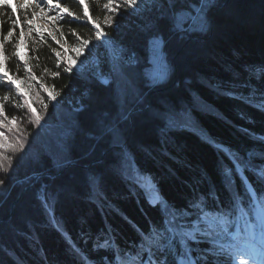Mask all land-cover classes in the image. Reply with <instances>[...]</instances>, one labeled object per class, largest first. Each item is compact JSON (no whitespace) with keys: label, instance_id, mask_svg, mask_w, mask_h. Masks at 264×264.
Returning a JSON list of instances; mask_svg holds the SVG:
<instances>
[{"label":"trees","instance_id":"obj_1","mask_svg":"<svg viewBox=\"0 0 264 264\" xmlns=\"http://www.w3.org/2000/svg\"><path fill=\"white\" fill-rule=\"evenodd\" d=\"M53 1L79 19L57 9L51 31L29 32L26 20L42 0L27 9L12 2L15 13L0 6V264H118L119 253L138 247L147 250L142 260L151 249L158 259L152 241L164 226L193 237L187 228L206 212L227 225L254 217L246 179L264 189L257 183L264 172V0L210 1L208 29H191L189 19L179 32L170 29L172 12L196 13L201 0H138L132 7L112 0L115 13L104 7L109 0H86L106 33L99 39L79 0ZM17 14L22 44L19 27L7 38ZM155 32L166 41L168 72L151 81ZM108 39L122 54L99 58L111 83L62 53L61 43L81 40L101 52ZM144 176L159 194L155 203ZM194 237L197 261L210 245ZM206 264L227 261L217 251Z\"/></svg>","mask_w":264,"mask_h":264},{"label":"snow or ice","instance_id":"obj_2","mask_svg":"<svg viewBox=\"0 0 264 264\" xmlns=\"http://www.w3.org/2000/svg\"><path fill=\"white\" fill-rule=\"evenodd\" d=\"M42 2L46 5L56 7L63 15H71L79 19V17L76 16V13L69 12L67 8L61 7L59 3L53 5V0H42ZM79 3L83 6V18L95 27V36L98 39L101 37H106V33H104L100 24L89 14V7L86 0H79ZM124 3L129 7L138 6V0H124ZM209 4L210 0H201V14L198 17L199 27L201 31H206L210 24V19L206 11ZM0 6L10 7L14 13L16 11V5L12 3V0H0ZM21 7L27 9L29 7H37V5L35 4L34 0H24V3L21 5ZM104 7L113 13L119 10V6L114 5L112 3V0H109V3L105 4ZM41 14H43V10H41ZM36 15V12H32L33 19L26 20V23L29 26V32H31L33 28H35L37 32H42L44 30L39 26L34 25ZM47 18L51 19L50 17ZM105 23L111 24L112 21L111 19H108L105 20ZM187 23L188 17L184 10H174L172 12L170 17L171 30L177 32L183 31ZM17 27L20 28V43L22 44L25 33L18 14L15 15L11 21V27L8 30L7 38L12 37L13 32ZM52 39L55 40L57 44H59V40H57L55 36H52ZM150 42L154 46L153 50L157 53H162L166 47L165 38L159 32H155L152 34ZM89 44V40H83L81 48L88 46ZM19 46L20 45H17V49L19 48ZM0 47H2V45H0ZM75 51L79 52L80 48L75 49ZM55 54L58 58L61 55L59 51H56ZM17 55H19V51H17ZM21 59H23L22 56ZM72 70V67L69 66L68 71L72 72ZM5 75L7 76V73H5ZM9 79L11 78L9 77ZM156 79H159V77H157ZM12 82L15 83V81ZM45 90L47 91V89ZM48 94L51 99L55 100V96H53L51 92H49ZM29 106H31L30 103ZM32 112L35 115V122L39 123L41 117L36 114V110L34 108L32 109ZM2 115L3 111L2 108H0V116ZM2 123L3 121H0V124ZM13 123H15V120H13ZM3 137L4 132L0 131V138ZM0 167H3V165L0 164ZM236 168L237 170H239V165H236ZM259 177L260 178H258L257 183L264 184V172H261L259 174ZM245 179L246 177L241 176L242 181H244ZM3 184L4 181L0 180V185ZM254 191H256L261 197H264V189H255ZM165 210L170 211V209ZM250 221L251 222L245 227L242 233L236 232L235 234H228L229 238L236 242L229 246L230 250H226L223 246L216 249L212 245L211 241H203V243H208L210 245L209 251L205 253V258L195 261V264H206V256H215V253L217 251L220 252L221 256L227 261V264H264V208H261L260 212L257 215L251 217ZM174 229V224H172V227L164 226L160 229V231L164 234L161 236L160 241L156 245H154L156 253L159 254L158 259H156L155 257L150 258L149 260L145 261V264H153V259H155V264H191L190 261H181L177 259V257H189L191 254V246L195 242L196 238L194 236L187 237L179 230Z\"/></svg>","mask_w":264,"mask_h":264},{"label":"rangeland","instance_id":"obj_3","mask_svg":"<svg viewBox=\"0 0 264 264\" xmlns=\"http://www.w3.org/2000/svg\"><path fill=\"white\" fill-rule=\"evenodd\" d=\"M34 1H37V0H34ZM210 1H213V0H210ZM12 2L15 4L18 3L22 5L24 3V0H12ZM55 4L56 3L53 1V5ZM200 7L198 8L196 13H192L188 10H184L187 14L188 20L190 19L191 29H195L196 27L197 28L199 27L198 17L201 14ZM41 10H43V14H41ZM55 10H57V8L54 6L40 3L39 8L37 10V15L34 20V25L39 26L41 29H44L42 33L51 31L52 26H53L52 22H54L55 20L54 19L55 15L52 12ZM47 17H50L51 19H48ZM33 29L35 30V28ZM82 42L83 41L81 40L75 44L61 43L62 53L68 55L69 60L74 67L82 70L83 72H89L91 76L99 78L104 83H111V81L113 80L111 71H105L102 69L99 58L105 60L106 62L107 55L111 57H115L116 59H120L122 57V54H119V52L115 50V47L113 46L111 40L109 39L106 40V49L105 50L103 49V51L101 52L92 42H90L88 46L81 48ZM77 48H80L79 52L75 51V49ZM149 48H150L149 60L152 62V65L149 68L148 75L151 81H157L159 79L166 77V74L168 72V64L165 60L164 53L155 52L153 50L154 46L152 45L151 42L149 44ZM127 62L131 64H135V59L128 58ZM157 77H159V79H156ZM15 83L17 86H20L21 88L24 87L25 89H28V86L26 83H23L22 85L21 81L19 80L18 81L15 80ZM43 111L47 115H49L46 112V110H43ZM26 122H28V120H24V123L22 125H24ZM46 152L47 151L44 150L43 153H46ZM263 171H264V168H263ZM141 185L143 189L145 190V193L148 196V199L149 198L157 199L159 197V194L154 189L155 186L152 183V180L149 176H144L142 178ZM250 189L253 191L251 186H250ZM255 202L257 204V208L254 210L253 216L257 215L260 212L261 208H264V198L262 202H260L255 197ZM167 209H170V207L169 208L167 207ZM250 218H251L250 213H247L245 216H239L235 222L233 221L232 223H228L227 225L221 222V219L217 218L216 216H213L211 213L206 212L203 214L201 221L195 220L193 221L192 224L189 225V227L187 228V232L191 236H194L195 234H201L202 236H205L206 238H208L210 241L221 244L225 246L227 250H230L229 246L236 242L231 240L228 234L229 233L235 234L236 232L242 233L245 227L251 222ZM152 244L156 245L157 243H154L152 241ZM136 252L137 253H134V254H124V255L121 254L118 264H145V261H142V259L140 258L145 253L144 248L141 247ZM148 253H149V257L153 258L152 256L153 249H151ZM177 259L181 261H190L191 264H195V261H196L195 256L191 254L189 257L179 256L177 257ZM153 264L155 263L153 262Z\"/></svg>","mask_w":264,"mask_h":264},{"label":"bare ground","instance_id":"obj_4","mask_svg":"<svg viewBox=\"0 0 264 264\" xmlns=\"http://www.w3.org/2000/svg\"><path fill=\"white\" fill-rule=\"evenodd\" d=\"M65 167H68V165L67 166H65ZM141 247H138L134 252L133 251H128V253L129 254H134V253H137L136 251L138 250V249H140ZM147 250L146 249H144V252H146ZM143 252V253H144ZM124 258H126V257H124ZM246 258V257H245ZM90 264H93V263H90Z\"/></svg>","mask_w":264,"mask_h":264},{"label":"water","instance_id":"obj_5","mask_svg":"<svg viewBox=\"0 0 264 264\" xmlns=\"http://www.w3.org/2000/svg\"><path fill=\"white\" fill-rule=\"evenodd\" d=\"M211 17H212V15H211Z\"/></svg>","mask_w":264,"mask_h":264}]
</instances>
